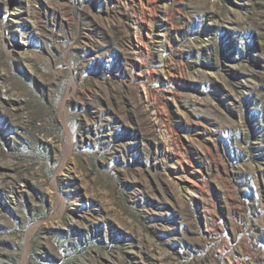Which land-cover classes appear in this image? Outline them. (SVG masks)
<instances>
[{"label": "rangeland", "instance_id": "rangeland-1", "mask_svg": "<svg viewBox=\"0 0 264 264\" xmlns=\"http://www.w3.org/2000/svg\"><path fill=\"white\" fill-rule=\"evenodd\" d=\"M0 264H264V0H0Z\"/></svg>", "mask_w": 264, "mask_h": 264}]
</instances>
